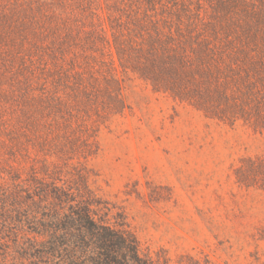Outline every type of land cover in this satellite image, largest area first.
<instances>
[{"label":"rangeland","instance_id":"374dc122","mask_svg":"<svg viewBox=\"0 0 264 264\" xmlns=\"http://www.w3.org/2000/svg\"><path fill=\"white\" fill-rule=\"evenodd\" d=\"M110 234L264 264V0H0V264Z\"/></svg>","mask_w":264,"mask_h":264},{"label":"trees","instance_id":"16d2710c","mask_svg":"<svg viewBox=\"0 0 264 264\" xmlns=\"http://www.w3.org/2000/svg\"><path fill=\"white\" fill-rule=\"evenodd\" d=\"M101 237L102 247L112 248L117 254V258H114L116 264H149L140 257L137 242L134 238H127L118 234L101 235ZM107 257L111 256L108 255Z\"/></svg>","mask_w":264,"mask_h":264}]
</instances>
